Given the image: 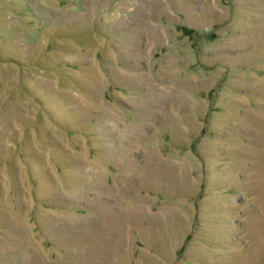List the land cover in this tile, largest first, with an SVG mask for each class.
Masks as SVG:
<instances>
[{"label":"rangeland","instance_id":"rangeland-1","mask_svg":"<svg viewBox=\"0 0 264 264\" xmlns=\"http://www.w3.org/2000/svg\"><path fill=\"white\" fill-rule=\"evenodd\" d=\"M0 264H264V0H0Z\"/></svg>","mask_w":264,"mask_h":264}]
</instances>
